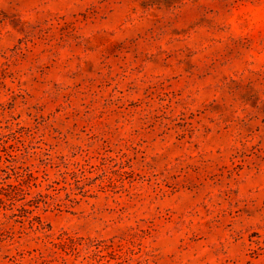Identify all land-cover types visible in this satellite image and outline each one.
Returning <instances> with one entry per match:
<instances>
[{"label":"rangeland","instance_id":"1","mask_svg":"<svg viewBox=\"0 0 264 264\" xmlns=\"http://www.w3.org/2000/svg\"><path fill=\"white\" fill-rule=\"evenodd\" d=\"M0 264H264V0H0Z\"/></svg>","mask_w":264,"mask_h":264}]
</instances>
